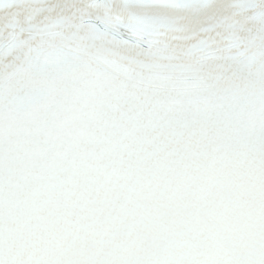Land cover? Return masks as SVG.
Here are the masks:
<instances>
[{"label": "snow or ice", "instance_id": "6c2138e0", "mask_svg": "<svg viewBox=\"0 0 264 264\" xmlns=\"http://www.w3.org/2000/svg\"><path fill=\"white\" fill-rule=\"evenodd\" d=\"M12 10L0 14V41L11 37L33 38L43 35L45 30L51 31L62 23H68L74 17L65 15L43 27L38 19L45 9L34 0H11L8 5ZM77 6L63 5L66 13H71ZM241 14H250L257 8H264V0L258 3L246 2L236 5ZM87 23L94 25L98 31L108 29L110 19L103 11L90 7L86 11ZM117 27H127L126 24ZM145 40L141 46H151L152 37H159L167 33H179L185 41L183 54L189 57L184 64L169 65L161 69L183 76L187 73L199 74L208 88L219 99L227 102L242 100L248 90V81L252 77V70L259 69L260 79L264 82V28H246L239 26V22L230 16L208 20L182 22L180 18L167 12L157 13L149 20L138 25ZM236 33L237 39L232 47L231 56L223 54L224 42L218 37L223 34ZM242 34V35H240ZM215 49L219 55L212 56L210 50ZM10 79V69L6 63H0V87ZM118 102H120L118 100ZM127 105L129 114L143 112L147 106L146 98H130L123 101Z\"/></svg>", "mask_w": 264, "mask_h": 264}]
</instances>
